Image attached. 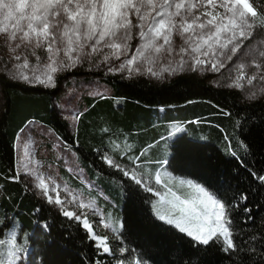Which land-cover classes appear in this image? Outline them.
<instances>
[{
	"label": "trees",
	"instance_id": "1",
	"mask_svg": "<svg viewBox=\"0 0 264 264\" xmlns=\"http://www.w3.org/2000/svg\"><path fill=\"white\" fill-rule=\"evenodd\" d=\"M86 68L88 65L59 74L57 81L68 74H98L113 94L84 96L85 109L78 114L71 134L67 120L53 104L57 87L25 83L0 68V225L11 222L17 242L29 248L26 264L30 260L32 264H127L133 259L146 264H232L236 257L219 246L196 245L185 233L160 220L152 210L151 194L102 159L108 156L129 168L139 156L136 163L149 166L145 173L152 179L165 159L155 150L150 156L145 152L164 139L171 152L162 166L173 174L191 178L229 200L240 193L247 195L233 215L242 232L238 242L254 236V259L259 261L264 249V183L252 173L264 175V96L245 100L238 89L216 86L210 76L196 72L159 80ZM176 118L182 119L185 129L178 133L179 126L166 132L165 127L172 124L168 120ZM29 121L51 128L75 152L89 178L100 185L107 199L98 201L119 226L126 252H116L114 258L98 255L79 223L44 206L23 182L10 179L17 172L16 136ZM169 133L175 135L171 140ZM118 142H126V147L115 150ZM58 166L68 183L87 190L76 175ZM88 192L97 196L95 189ZM245 207L251 209L252 220L246 219ZM11 230L13 227L4 229L0 239H7Z\"/></svg>",
	"mask_w": 264,
	"mask_h": 264
},
{
	"label": "snow or ice",
	"instance_id": "2",
	"mask_svg": "<svg viewBox=\"0 0 264 264\" xmlns=\"http://www.w3.org/2000/svg\"><path fill=\"white\" fill-rule=\"evenodd\" d=\"M84 65L89 71L103 67L107 74L127 73L125 78L149 75L158 79L164 73H217L227 69L226 86L247 87L248 98L255 99L264 95V0H0V68L13 71L16 79L25 83L56 88L59 74ZM24 131L21 129L17 138ZM24 148H28L27 142ZM104 160L143 190L158 196L167 213L161 215L153 203L157 217L192 238L196 245L219 246L236 257L232 264H264V249L260 250L259 261L254 259V236L238 242L242 232L233 213L248 199L246 194L229 200L192 180L181 183L195 190L194 197L178 195L167 185H163L167 190L160 192L134 170L111 157ZM139 160L138 156L133 163ZM30 163L31 168L22 159L24 171L15 172L10 179L24 182L26 188L34 189V195L57 206L61 215L78 222L88 239L94 241L98 255H112L108 237L97 235L87 214L66 207L79 198L65 185L63 190L72 200L63 199L61 185L36 167L40 162ZM160 163L162 166L168 161ZM25 175L34 178L32 185L23 180ZM252 175L264 183V175ZM155 183L161 185L159 168ZM79 207L98 211L92 203L81 201ZM243 210L248 214L246 219L252 220L251 209ZM101 223L114 232L119 230L103 217ZM9 227L13 231L8 238L0 239V249L6 250L0 251V264H24L28 248L17 242L11 222L0 225V235ZM126 251L120 249L121 254ZM127 264L146 262L133 259Z\"/></svg>",
	"mask_w": 264,
	"mask_h": 264
},
{
	"label": "rangeland",
	"instance_id": "3",
	"mask_svg": "<svg viewBox=\"0 0 264 264\" xmlns=\"http://www.w3.org/2000/svg\"><path fill=\"white\" fill-rule=\"evenodd\" d=\"M173 67H175V65H173ZM96 71L107 74L103 67L99 68L98 70L96 69ZM9 72L14 74L13 71L9 70ZM187 72H196L200 75H208L210 76V80L214 85L227 87L226 84L228 83L227 78L229 75L227 69H221V71L217 73H213L207 70H204V71L185 70V71H178L174 75H177L179 73H187ZM107 75H117V76L126 77L127 73H123V74L115 73V74H107ZM174 75H169L167 73H164L162 79L170 78ZM152 78L158 79L155 77H152ZM238 90L240 91L243 99L252 100L248 98L247 87H245L244 89H238ZM112 94H113V91L111 87L107 85L102 80L101 76H99L98 74H86V75L68 74L62 77L59 81H57V94L56 96L53 97V104L55 106V109L59 113V115L67 120L69 124V133L71 134L74 132L75 127H76V122H77L76 114H79L81 111L85 109V104L83 101L84 96H90V97L97 98L101 96H111ZM263 96L264 95H258L256 98L263 97ZM143 118L144 117H142V120ZM168 121L172 124L168 126L167 129L165 127L166 132H169L170 130L175 131L177 130V127L179 126L181 128L179 127V131H176V132L179 133L185 129V127H183V124H181L182 119L180 118H176L171 121L170 120ZM22 129L25 130L24 133L22 134V137L17 138L16 136V140H15L16 170L20 172L24 171V169L21 168L22 159L24 160V163L28 164L29 168L33 167V163H30V161H39L40 162L39 165H36V167L39 168V171L43 173L45 176L53 177L55 182L61 185L60 195L63 199L67 201L72 200V197L68 195V192L63 190L65 185H67V188L79 198L76 203L68 204L66 205V207L69 210L75 211L77 214L86 213L97 235H100V236L106 235L108 237V242L111 248L113 249V254L112 255L105 254V255H107L108 257L114 258L116 252L120 254L121 253L120 249L123 247V244H122L121 238L119 237L118 231L114 232L112 228H105L103 224L101 223V218L103 217L105 221L108 223H111L113 227L115 228L119 227L118 225H115L113 223L112 216L109 213L105 212L104 204H101L98 201L99 198L106 200L107 197L103 194V191L100 188V185H98L96 181H93L89 178L86 171L79 163L75 152L72 149H70V147L67 146L63 140L59 139L54 134L52 129L46 125L40 124L36 121H29ZM103 129L105 130L106 127H103ZM120 131L121 133H124V135L127 133L126 130L124 129ZM20 132L21 130L18 133ZM174 136H175L174 134L171 135V137L168 136V139L171 140ZM201 138L205 139L204 136H201ZM26 142L28 143L27 149L24 148V144ZM125 145H126V142H120V143L118 142L113 146V148L115 150H118V149L123 150V148L126 147ZM219 147L221 148V150H223V152H225V148L221 144H219ZM154 150L157 152V155L159 157L167 160L171 152L168 140L164 139L163 141H159V143L156 144L153 148L151 149L148 148L145 152V155L146 156L152 155L154 153ZM102 159L104 163L108 165L105 162L104 158ZM134 164H135L134 166L129 167V170H134L137 173L139 178L147 180L151 184V186L154 187V189L160 192H165L167 189L166 187H163V185H167V187H171L173 191H176L178 195L181 193L190 194L193 197L196 195V192L194 189L188 187L186 184H182L181 181L192 180L194 183H199V182L191 178H188V177L175 175L168 168L161 166L159 168V173L161 177V185H157L155 183V176L157 174V171L156 173L152 174V177H151L152 179H149L147 173H145L150 170L149 166L147 165L142 166V164L138 165L136 162ZM58 165L64 167L67 171L76 175L78 179L81 182H83L87 190L84 191L68 183V181L62 177ZM23 180L27 181L29 185H32L34 183V178H29L26 175L23 176ZM90 188L95 189L97 191V196L96 195L93 196V194L88 192ZM27 189L31 192L34 198L39 200L40 203H42L44 206L48 208H51L52 210L56 211L58 214L61 215L57 206L48 204L45 200L41 199L38 194L34 195L33 194L34 189H31V190L29 188ZM148 193H150L151 196L153 197V200H154L153 203H156V207L159 210L160 214L165 215L167 213V206L161 205L159 203L160 198L158 196L154 195L151 192H148ZM81 201L84 202L85 204L92 203L93 206L98 209V211L94 212L88 208L81 209L79 207V203ZM112 205H115V203H113ZM152 210L155 214V210L153 206H152ZM14 230L16 231V229ZM17 234L18 233L16 231V235ZM91 243L93 245L94 241H91ZM28 252H29V248H28ZM27 254L24 259V264H26Z\"/></svg>",
	"mask_w": 264,
	"mask_h": 264
}]
</instances>
